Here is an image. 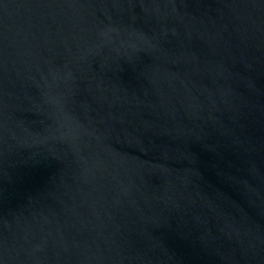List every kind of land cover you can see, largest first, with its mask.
I'll return each mask as SVG.
<instances>
[{
    "label": "water",
    "instance_id": "water-1",
    "mask_svg": "<svg viewBox=\"0 0 264 264\" xmlns=\"http://www.w3.org/2000/svg\"><path fill=\"white\" fill-rule=\"evenodd\" d=\"M0 264H264V0H0Z\"/></svg>",
    "mask_w": 264,
    "mask_h": 264
}]
</instances>
